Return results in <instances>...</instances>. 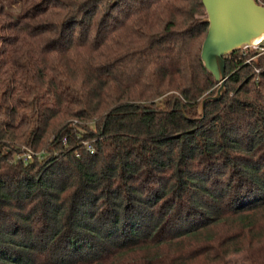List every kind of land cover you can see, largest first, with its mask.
<instances>
[{
  "label": "trees",
  "instance_id": "trees-1",
  "mask_svg": "<svg viewBox=\"0 0 264 264\" xmlns=\"http://www.w3.org/2000/svg\"><path fill=\"white\" fill-rule=\"evenodd\" d=\"M205 16L0 0V264H264V55L197 115Z\"/></svg>",
  "mask_w": 264,
  "mask_h": 264
},
{
  "label": "water",
  "instance_id": "water-1",
  "mask_svg": "<svg viewBox=\"0 0 264 264\" xmlns=\"http://www.w3.org/2000/svg\"><path fill=\"white\" fill-rule=\"evenodd\" d=\"M207 18V34L201 46L200 58L205 69L219 85L216 95L201 102L221 98L225 86L224 57L243 45H250L264 35V6L255 0H201Z\"/></svg>",
  "mask_w": 264,
  "mask_h": 264
},
{
  "label": "rangeland",
  "instance_id": "rangeland-1",
  "mask_svg": "<svg viewBox=\"0 0 264 264\" xmlns=\"http://www.w3.org/2000/svg\"><path fill=\"white\" fill-rule=\"evenodd\" d=\"M207 18V16H205V18H204V20ZM254 52L253 51H250V50H248L247 51V53L245 54V57H244V62L245 63H250V61L252 60V59H254V61H256L257 60V58H259V56H256V55H254L253 57H248V55H251V54H253ZM240 55L243 57V55L240 53ZM247 55V56H246ZM228 56V55H227ZM261 56H263V55H261ZM263 69H264V64H263V67H260V68H258V69H255L254 70V75H255V81H259V75L262 73V71H263ZM218 88H219V85L217 84V87H215L213 90H211L210 92L211 93H209V95H207V96H205L199 103H198V105H197V108H196V110H197V115H201V114H203V112H204V107H205V105H204V107L202 108L201 107V102L204 100V99H206V98H208V97H213V96H215L216 95V92H217V90H218ZM225 86H224V91L222 92V94H221V98H222V96H223V94L225 93ZM220 98V99H221ZM83 144H84V146L87 148V149H92V147H91V145H90V143L88 142V141H84V142H82ZM28 153V152H27ZM25 154V152H23V153H20V155H17L16 154V156H15V160H17V159H19L20 157H23V155ZM22 155V156H21ZM34 155L38 158V159H41V157L44 159V157H46V156H44V155H48V154H46V152L43 150V151H39V152H34ZM23 159V158H22ZM25 161V160H24ZM26 162V161H25Z\"/></svg>",
  "mask_w": 264,
  "mask_h": 264
},
{
  "label": "built area",
  "instance_id": "built-area-1",
  "mask_svg": "<svg viewBox=\"0 0 264 264\" xmlns=\"http://www.w3.org/2000/svg\"><path fill=\"white\" fill-rule=\"evenodd\" d=\"M240 53L245 56L248 50L253 51L256 56L264 55V36L259 41H254L250 45H243L241 48L238 49ZM22 156V155H21ZM32 154L30 152H26L23 157V160L27 161L31 159Z\"/></svg>",
  "mask_w": 264,
  "mask_h": 264
},
{
  "label": "bare ground",
  "instance_id": "bare-ground-1",
  "mask_svg": "<svg viewBox=\"0 0 264 264\" xmlns=\"http://www.w3.org/2000/svg\"><path fill=\"white\" fill-rule=\"evenodd\" d=\"M263 36H264V35H263ZM263 36H261V37L255 39L254 41H259ZM254 41H253V42H254Z\"/></svg>",
  "mask_w": 264,
  "mask_h": 264
}]
</instances>
